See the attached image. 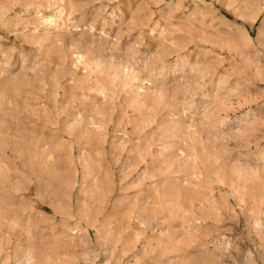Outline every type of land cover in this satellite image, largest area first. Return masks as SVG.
<instances>
[{"label": "rangeland", "instance_id": "1", "mask_svg": "<svg viewBox=\"0 0 264 264\" xmlns=\"http://www.w3.org/2000/svg\"><path fill=\"white\" fill-rule=\"evenodd\" d=\"M0 264H264V0H0Z\"/></svg>", "mask_w": 264, "mask_h": 264}]
</instances>
